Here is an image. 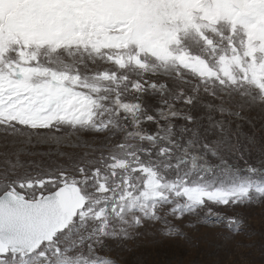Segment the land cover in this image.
Instances as JSON below:
<instances>
[{
  "label": "snow or ice",
  "instance_id": "snow-or-ice-1",
  "mask_svg": "<svg viewBox=\"0 0 264 264\" xmlns=\"http://www.w3.org/2000/svg\"><path fill=\"white\" fill-rule=\"evenodd\" d=\"M253 107L264 110V0H0L5 140L102 138L66 166L4 154L0 264H117L112 244L156 226L182 236L201 213L238 231L215 210L264 203V147L257 163L223 151L236 109Z\"/></svg>",
  "mask_w": 264,
  "mask_h": 264
},
{
  "label": "rangeland",
  "instance_id": "rangeland-1",
  "mask_svg": "<svg viewBox=\"0 0 264 264\" xmlns=\"http://www.w3.org/2000/svg\"><path fill=\"white\" fill-rule=\"evenodd\" d=\"M159 97L146 94L143 98L149 111L160 107ZM241 118L232 119L229 143L223 151L227 158L234 159L243 152L250 163H257L259 149L264 147V110L259 107L244 108ZM203 114L201 109L198 113ZM181 121H177L179 125ZM207 125V120L204 121ZM28 130L19 139L25 141L13 145L11 137L5 140L0 132V163L5 153L12 160V153L19 151V161L33 171L37 167L51 168L68 165L80 159L91 158L102 138L88 133L61 131L52 133L56 139H45ZM217 139L213 129L208 134V142ZM239 150V152H238ZM219 217L235 218L240 222L239 230L235 225L228 227L224 220L216 222L208 213L199 216H186L180 222L182 236L165 238L156 228L142 230L134 240L111 245V256L117 264H264V203L238 207L234 210L218 208ZM208 221V222H206ZM191 226H186V225Z\"/></svg>",
  "mask_w": 264,
  "mask_h": 264
}]
</instances>
